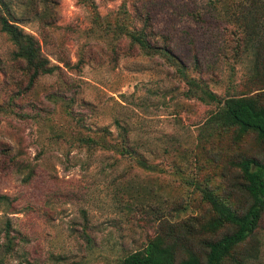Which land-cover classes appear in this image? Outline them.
<instances>
[{
  "label": "rangeland",
  "instance_id": "1",
  "mask_svg": "<svg viewBox=\"0 0 264 264\" xmlns=\"http://www.w3.org/2000/svg\"><path fill=\"white\" fill-rule=\"evenodd\" d=\"M3 1L52 72L29 84L0 32V264H120L161 225L208 220L204 188L246 208L234 163L264 141L209 127L196 98L264 87L230 22L240 0ZM244 248L264 264V213Z\"/></svg>",
  "mask_w": 264,
  "mask_h": 264
},
{
  "label": "trees",
  "instance_id": "2",
  "mask_svg": "<svg viewBox=\"0 0 264 264\" xmlns=\"http://www.w3.org/2000/svg\"><path fill=\"white\" fill-rule=\"evenodd\" d=\"M229 16L243 54L251 58L253 69L258 72L257 80L264 82V38L260 36L264 29V0H240ZM12 17L8 5L0 0V32L13 47V60L23 63L31 84L38 77L51 74L52 68L41 55L37 41L24 33ZM125 35L138 47L149 48L144 36L131 32ZM196 89L198 101L214 104L206 120L209 127L228 132L233 141L246 134L264 141V87L252 95L222 97L201 86ZM234 166L240 173L239 191L247 199L243 211L234 212L210 191L201 189V198L211 211L208 220L197 228L190 223L161 225L142 248L122 257L120 264H245L254 257L250 248H238L246 243L264 213V160L243 157Z\"/></svg>",
  "mask_w": 264,
  "mask_h": 264
}]
</instances>
